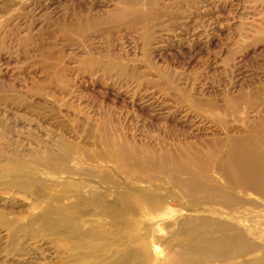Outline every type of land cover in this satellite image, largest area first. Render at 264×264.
Instances as JSON below:
<instances>
[{"label":"rangeland","instance_id":"obj_1","mask_svg":"<svg viewBox=\"0 0 264 264\" xmlns=\"http://www.w3.org/2000/svg\"><path fill=\"white\" fill-rule=\"evenodd\" d=\"M115 154L152 171L127 184ZM195 172L258 206L170 185L210 183ZM187 246L181 264L264 257V0H0V264H175Z\"/></svg>","mask_w":264,"mask_h":264},{"label":"bare ground","instance_id":"obj_2","mask_svg":"<svg viewBox=\"0 0 264 264\" xmlns=\"http://www.w3.org/2000/svg\"><path fill=\"white\" fill-rule=\"evenodd\" d=\"M133 156V155H132ZM138 156V155H137ZM144 158V157H143ZM147 158V157H146ZM108 159L110 161L113 162L114 166H115V169L116 171H120L122 173H124V176L126 178V181H128L130 178V174L132 173H141V174H145L146 176H149V171L152 169L153 167V164L152 161L151 163L150 162H147V161H144V160H141L140 158H129V157H125L123 155H119V154H115L114 156H111V157H108ZM232 161V160H231ZM155 163V162H154ZM160 164V163H159ZM142 165V166H141ZM114 168V167H113ZM161 168V167H160ZM152 171V170H151ZM190 175H193V176H196L198 178H201V179H204L206 182H210L209 184L208 183H198L197 181H190L191 179H185L186 181H182L180 182H177L175 179V183L173 181H169L170 182V185H172L173 187H176V188H179L181 189V193L183 195H188V196H191L193 199H200L202 198L204 201H206L207 203H214V202H217L220 204V207H236V206H241L243 204H248V205H254V206H258L257 204L255 205V203H253V201H241V200H236L234 197L230 196L228 193H225V191L221 190L219 188L218 185H214V180L213 179H210V178H205V176H202V175H199V173L195 172V173H190ZM241 176V174H239ZM110 176V175H109ZM123 176V175H122ZM113 178V177H112ZM123 178V177H122ZM114 180L116 178H113ZM170 180V179H169ZM184 180V179H183ZM117 181V180H116ZM121 182V181H120ZM163 182V181H162ZM234 182V181H233ZM243 182V181H242ZM241 182V185L244 186ZM108 183V182H107ZM122 183V182H121ZM127 184L130 183L129 181L126 182ZM157 183V182H156ZM168 183V182H167ZM212 183V184H211ZM228 183L235 189H239L242 191H246L247 188L246 186L242 187V186H238L236 183H232L230 180H228ZM133 184V183H132ZM153 184V183H151ZM155 184V183H154ZM163 184L165 185V183L163 182ZM223 184V183H222ZM113 184H111L112 186ZM225 185V184H223ZM117 186V185H116ZM134 186V185H133ZM113 187V186H112ZM146 187H149V186H146ZM151 187V185H150ZM156 187V186H155ZM157 187H158V183H157ZM152 188V187H151ZM166 188V187H165ZM114 189V188H113ZM117 189V188H116ZM119 189V188H118ZM117 189V190H118ZM129 189V187L127 188ZM153 189H155L153 187ZM121 189H119V191H116L114 193V196L112 197V201L113 203H119L120 200L124 199L126 196L130 195L132 197V204L133 203V199L134 198H137V200H140V196H137V195H134V194H130V192L126 191V188H124L125 192H122L120 191ZM151 190V189H150ZM157 190V189H156ZM85 191V190H84ZM112 191V190H111ZM154 191V190H153ZM158 191V190H157ZM155 194V193H153ZM157 194V193H156ZM111 196V195H110ZM88 199V198H87ZM91 199V198H90ZM93 199V198H92ZM96 199V198H95ZM130 199V198H129ZM146 199V198H145ZM144 199V200H145ZM86 200V198H85ZM84 200V201H85ZM135 200V201H137ZM90 201V200H89ZM86 202V201H85ZM83 202V203H85ZM93 202V201H92ZM157 202V201H155ZM87 203V202H86ZM95 204V202H93ZM97 203V202H96ZM136 203V202H135ZM91 204V203H90ZM138 204V203H137ZM135 204V205H137ZM122 207V206H121ZM125 207V205H124ZM136 211L135 212H142L143 209L141 208V206H136ZM123 208V207H122ZM118 211V210H117ZM122 211V210H121ZM120 211V212H121ZM132 211V210H131ZM126 213V210L124 211ZM130 213V212H129ZM134 213V212H133ZM119 215V212L117 213ZM112 215V214H111ZM229 218H232L233 216H230V215H227ZM198 222V220H197ZM200 222V221H199ZM227 223H214V225H212L210 227V230L208 232H206L205 234H202V238L207 240L208 244L209 245H212L213 246V242L212 241H208V236H211L213 233L215 232H221V233H225V228H226ZM232 228V227H231ZM198 229V228H197ZM236 229V228H235ZM235 237V236H234ZM200 238V237H199ZM216 239V238H215ZM214 239V240H215ZM199 240V239H198ZM203 240V241H205ZM211 240V239H210ZM218 240V239H217ZM225 240V239H224ZM228 240V239H227ZM197 241V240H196ZM219 241V240H218ZM194 242H192L193 244ZM199 243V242H198ZM217 244V243H216ZM229 245H233V241H224V242H221L219 247H227ZM216 246V245H215ZM254 247L252 245H248L246 247H242L240 249L237 250V252H235L233 255H231L230 257L232 256H235V255H238L240 254L241 252L243 251H246V250H250V249H253ZM189 249L191 252L193 253H200L201 251H199L196 247H182L180 248L179 251L181 252H178L175 254V264H181L183 262V259L184 257H182V252H186V250ZM204 250V249H203ZM188 251V250H187ZM199 251V252H198ZM173 254V253H172ZM174 255V254H173ZM237 257V256H236ZM256 264H264V257L259 259L257 261Z\"/></svg>","mask_w":264,"mask_h":264}]
</instances>
